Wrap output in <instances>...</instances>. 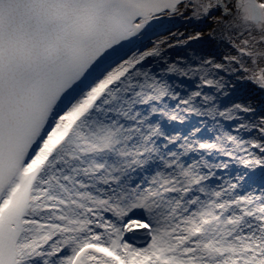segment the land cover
Here are the masks:
<instances>
[{
  "label": "snow or ice",
  "instance_id": "obj_1",
  "mask_svg": "<svg viewBox=\"0 0 264 264\" xmlns=\"http://www.w3.org/2000/svg\"><path fill=\"white\" fill-rule=\"evenodd\" d=\"M0 264H264V0H0Z\"/></svg>",
  "mask_w": 264,
  "mask_h": 264
}]
</instances>
